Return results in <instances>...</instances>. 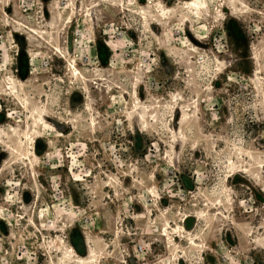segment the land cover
<instances>
[{
	"label": "rangeland",
	"instance_id": "rangeland-1",
	"mask_svg": "<svg viewBox=\"0 0 264 264\" xmlns=\"http://www.w3.org/2000/svg\"><path fill=\"white\" fill-rule=\"evenodd\" d=\"M189 1L0 0V264H264V0Z\"/></svg>",
	"mask_w": 264,
	"mask_h": 264
},
{
	"label": "bare ground",
	"instance_id": "bare-ground-1",
	"mask_svg": "<svg viewBox=\"0 0 264 264\" xmlns=\"http://www.w3.org/2000/svg\"><path fill=\"white\" fill-rule=\"evenodd\" d=\"M188 5L190 7V10L193 11V13H195V16H193V17H199L200 14H202L203 11L207 10L206 0H190L188 2ZM158 16L162 18V15H158ZM162 19H166V18L163 17Z\"/></svg>",
	"mask_w": 264,
	"mask_h": 264
},
{
	"label": "flooded vegetation",
	"instance_id": "flooded-vegetation-1",
	"mask_svg": "<svg viewBox=\"0 0 264 264\" xmlns=\"http://www.w3.org/2000/svg\"><path fill=\"white\" fill-rule=\"evenodd\" d=\"M71 250H72V249H71ZM86 252H87V255H86L84 258H78V259L86 260V259L88 258V256H89V253H90L88 249H87ZM74 255H75V254H74Z\"/></svg>",
	"mask_w": 264,
	"mask_h": 264
}]
</instances>
